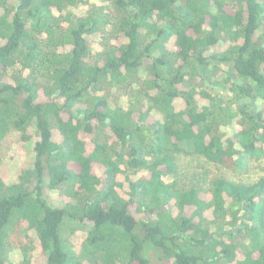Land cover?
<instances>
[{
  "label": "trees",
  "instance_id": "16d2710c",
  "mask_svg": "<svg viewBox=\"0 0 264 264\" xmlns=\"http://www.w3.org/2000/svg\"><path fill=\"white\" fill-rule=\"evenodd\" d=\"M11 134L0 264H264V177L222 176L264 160V0H0Z\"/></svg>",
  "mask_w": 264,
  "mask_h": 264
},
{
  "label": "rangeland",
  "instance_id": "374dc122",
  "mask_svg": "<svg viewBox=\"0 0 264 264\" xmlns=\"http://www.w3.org/2000/svg\"><path fill=\"white\" fill-rule=\"evenodd\" d=\"M98 1V0H92ZM9 75L14 74V70H9L7 72ZM115 92V91H114ZM113 105L119 103L123 106L130 105L128 96L122 95L117 99H114ZM136 104V103H135ZM135 119L138 120L140 117V112L137 111L135 107ZM152 123V119L148 121ZM108 132L107 128L104 126H100L98 131V138L104 139L105 134ZM19 137L17 134H11L4 140L0 145V159H2V163L0 166V171L4 176V179L9 182L17 181L18 177V170L22 167L30 166L29 164L32 163L34 153H33V145L29 143H23L18 140ZM180 172L182 173L181 176H186L192 174L195 167L201 168V170H206L213 175H218L217 168L212 166L210 163H206L204 160H199L194 157H184L180 162ZM234 175L235 180H240L243 182H255L260 178L264 177V160H252L249 162L247 166H239L237 173H233L224 169L222 176L228 177L229 175ZM166 181L171 182L173 181L172 177H166ZM189 183L188 180H185ZM75 230L73 236L75 234L74 241L84 234L85 231L88 230V227L84 225L77 226L75 224L66 223L63 225L62 232L64 237L70 236L72 231ZM80 248V246H77ZM85 264H90L88 260L83 261Z\"/></svg>",
  "mask_w": 264,
  "mask_h": 264
}]
</instances>
